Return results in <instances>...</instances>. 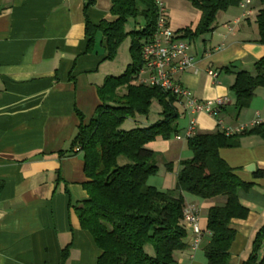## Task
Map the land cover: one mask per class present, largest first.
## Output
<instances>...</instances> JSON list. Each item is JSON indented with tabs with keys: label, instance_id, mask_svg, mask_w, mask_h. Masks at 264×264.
<instances>
[{
	"label": "crops",
	"instance_id": "crops-1",
	"mask_svg": "<svg viewBox=\"0 0 264 264\" xmlns=\"http://www.w3.org/2000/svg\"><path fill=\"white\" fill-rule=\"evenodd\" d=\"M84 4L85 0H0V264H61L65 249L63 264H97L100 256L91 235L78 228L70 208L86 197L82 155L69 151L80 125L77 112L83 116L82 123L89 124L101 105L97 89L112 76L100 33L92 52L86 53ZM110 8L111 0H95L86 17L93 25L114 21ZM253 15L244 20L249 22ZM167 16L172 29L168 12ZM224 28L226 33L219 35L213 28L202 36V44L188 46L193 65L179 80L200 101L224 98L219 113L223 127L246 131L264 124V88H258L248 107L238 113L230 89L236 72L245 70L240 52L261 58L264 46L235 42L233 21ZM235 62L239 68L224 73ZM209 70L216 77H210ZM191 120L194 134L219 130L215 118L185 114L183 109L177 123L179 138L172 135L146 146L169 172L175 169L176 176L179 163L193 155L185 138ZM238 142V147L218 153L238 178L253 184L249 192L238 195L249 210L248 217L232 222L236 235L239 224L249 232L239 254L243 263L251 251L249 241L264 225V139L242 136ZM250 165L255 166L254 173L245 171ZM258 172L262 176L255 178ZM200 228L205 229L201 218ZM207 238L204 234L203 241ZM191 240L189 233L188 249Z\"/></svg>",
	"mask_w": 264,
	"mask_h": 264
},
{
	"label": "trees",
	"instance_id": "trees-1",
	"mask_svg": "<svg viewBox=\"0 0 264 264\" xmlns=\"http://www.w3.org/2000/svg\"><path fill=\"white\" fill-rule=\"evenodd\" d=\"M240 1L192 0L202 14L199 30L204 35L212 32L215 14ZM259 2L256 42L264 46V0ZM94 4L95 0H85L84 4L86 53L92 52L100 33L106 60H113L122 43L132 37V63L122 75L108 76L98 87L101 105L89 124L84 125L82 114L77 112L80 125L69 151L81 153L86 177L82 184L85 199L70 206L78 228L88 232L99 249L97 264H176L174 252L187 248L184 240L188 233L183 221L186 204L182 196L185 193L209 205L203 230L208 237L203 249L207 264H229L236 236L232 222L245 220L249 214L238 195L249 192L253 184L238 178L218 151L238 147L242 136L264 139V124L231 136L219 129L186 138L193 155L179 163L175 189L178 194L148 186V179L157 175L158 167L154 153L146 146L178 134L180 113L176 104L181 105V100L170 93L137 81L143 67L142 46L156 31V6L153 0H111L110 15L114 21L93 25L86 11ZM138 19L144 24L140 25ZM128 24H133L134 29L128 30ZM194 36L188 29L178 35L182 40H194ZM258 88H264V56L254 63L253 72L239 70L235 74L230 90L235 96L236 113L248 107ZM154 104L159 109L151 114ZM127 122L130 128L126 129ZM260 176V172L254 175ZM262 244L264 225L255 233L251 251L242 264H264V254L259 253ZM147 247L152 248V255L146 252ZM67 252L63 251L61 264Z\"/></svg>",
	"mask_w": 264,
	"mask_h": 264
},
{
	"label": "rangeland",
	"instance_id": "rangeland-1",
	"mask_svg": "<svg viewBox=\"0 0 264 264\" xmlns=\"http://www.w3.org/2000/svg\"><path fill=\"white\" fill-rule=\"evenodd\" d=\"M165 8L169 13V18L171 22L172 30L178 35H181V32L185 29L190 30L195 36L194 40L192 39H183L187 42L189 46H192L193 43H203V33L199 30L202 14L200 10L193 4L192 0H163ZM261 8V4L259 0H254L253 3L248 7V10H252L254 15L250 18V21L247 22L242 19L240 25L236 26V34L237 37L234 39L238 44L241 43L242 40L248 42V44H256L259 45L257 41V25H256V14ZM244 12V9L238 4L237 6L228 7L225 10L218 11L215 14V17L212 22V27L215 30H218L219 35L226 30L224 28L225 24H229L237 18H240ZM140 25H143L144 22L142 19L137 20ZM249 23V24H248ZM239 26V27H238ZM134 29L133 24H128V30ZM209 32L208 34H210ZM245 34V35H243ZM132 37H128L120 46L116 57L113 60H108V66L111 68L112 76H120L124 73L127 66L132 63V58L129 53V46ZM217 39V38H215ZM219 40V39H218ZM252 42V43H251ZM220 41L218 42V44ZM231 42H226V46L230 45ZM239 49V48H238ZM240 50V49H239ZM242 51V50H241ZM241 58L244 60L243 68L247 71L253 72L254 63L260 59L258 58H251L249 53L240 52ZM237 63V62H235ZM235 63H230L226 68L227 70L223 69L224 73H231L232 66ZM236 70V69H235ZM157 104H154L152 107L151 114H155V112L159 109ZM176 108L180 113L179 119L183 116V108L180 104H176ZM124 128H130V123L127 122ZM156 166L159 169V173L157 175L152 176L148 179L147 185L156 188L158 191L162 192H169L172 195H177L178 193L175 192L177 179L175 169L169 172L162 162H158L155 160ZM159 164V165H158ZM185 197L187 202L193 203L199 206L201 211V224L202 226L206 227V219H207V209L203 205L202 202L197 200V198L189 195V194H182ZM188 204V203H185ZM245 224L237 225V235L235 236L236 242L231 252V257L229 260V264H242L241 263V256L240 251L244 248V245L248 243V230L244 227ZM189 235V231H187ZM188 240V236L184 240L186 243ZM235 241V240H234ZM252 245L253 239L249 241ZM207 243V239H205L201 245L199 246L198 250L192 251L186 248L183 251H176L173 254V258L176 264H207V261L204 257V247ZM187 244V243H186ZM237 251V252H236ZM146 252L150 255L153 254V250L151 247H147ZM260 255L264 254V244H262ZM193 256L191 259L190 257ZM248 257V256H247ZM247 259V258H246ZM245 259V260H246Z\"/></svg>",
	"mask_w": 264,
	"mask_h": 264
},
{
	"label": "built area",
	"instance_id": "built-area-1",
	"mask_svg": "<svg viewBox=\"0 0 264 264\" xmlns=\"http://www.w3.org/2000/svg\"><path fill=\"white\" fill-rule=\"evenodd\" d=\"M153 1L157 11L156 31L152 39L142 46L141 57L143 67L137 76L138 83L158 87L177 97L181 100V106L185 114L205 113L215 118L217 127L226 136L244 131L242 127L238 129L223 127V123L219 119V109L226 103L224 98H218L212 101H200L191 96L189 91L183 87L179 80V76L193 65V59L188 54L189 45L186 41L180 39L170 28L167 10L163 0ZM253 1L254 0H241L239 2L244 12L240 18L233 21L234 26L239 25L242 19H247L252 15V10H248V7ZM227 28L229 31L233 29L232 26H228ZM207 74L210 77H216V73L213 70H209ZM194 128L195 121L191 120L186 129L185 138L194 135ZM174 136L176 137V135ZM200 215L201 211L197 205H185L183 209V221L187 231L192 235V240L189 245L192 251L198 250L203 241L204 232L200 228ZM190 258L192 259L193 256Z\"/></svg>",
	"mask_w": 264,
	"mask_h": 264
},
{
	"label": "water",
	"instance_id": "water-1",
	"mask_svg": "<svg viewBox=\"0 0 264 264\" xmlns=\"http://www.w3.org/2000/svg\"><path fill=\"white\" fill-rule=\"evenodd\" d=\"M239 66H240L239 63H235L232 67L237 69V68H239ZM245 171L250 172V173H254L255 172V166L250 165V166L245 168Z\"/></svg>",
	"mask_w": 264,
	"mask_h": 264
}]
</instances>
